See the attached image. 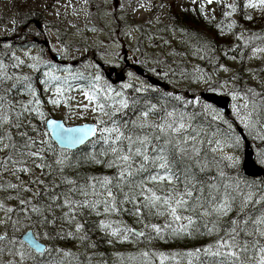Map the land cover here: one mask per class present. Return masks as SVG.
Returning a JSON list of instances; mask_svg holds the SVG:
<instances>
[{"label":"snow or ice","instance_id":"snow-or-ice-1","mask_svg":"<svg viewBox=\"0 0 264 264\" xmlns=\"http://www.w3.org/2000/svg\"><path fill=\"white\" fill-rule=\"evenodd\" d=\"M137 3L146 11L156 7L151 0ZM217 8L223 19L215 28L237 40L224 56L264 63V30L255 33L244 23L264 18V0H189L182 10L213 24ZM184 34L182 43L195 40L192 55L215 59L219 68L180 75L212 92L227 88L235 120L199 96L163 91L133 72L114 87L100 63L85 77L28 52L27 59L12 52L11 63L0 60V264H264V180L245 175L244 152L249 137L259 141L251 163L264 167V80L257 90L237 86L238 75L214 79L231 69L210 55L209 42ZM108 56L118 60L120 53L105 48L100 60ZM22 67L43 79L15 71ZM251 71L258 77L264 67ZM73 81L84 82L76 90L87 101L75 108ZM37 84L51 93L47 103L54 110L68 108L67 120L43 110ZM89 113L90 122H67ZM202 238L206 242L182 250L154 246Z\"/></svg>","mask_w":264,"mask_h":264},{"label":"rangeland","instance_id":"rangeland-1","mask_svg":"<svg viewBox=\"0 0 264 264\" xmlns=\"http://www.w3.org/2000/svg\"><path fill=\"white\" fill-rule=\"evenodd\" d=\"M116 1V0H114ZM113 0H88V4H84V0H72L70 2H67L66 0L63 1H56L53 5V8L48 12V20L50 23H55L59 26L58 30H51V45H55L56 49L63 53L65 47L67 45H70L71 48L74 47V49L66 55L65 60L71 61L76 60L80 56H86L88 54H92L93 52H101V50L107 48L112 51H116L117 48L115 47V44L113 45H106L107 42H109L112 38L111 31L112 28H110V24L112 19L111 13H108L107 9L110 7L111 12L114 11V3ZM169 1H175L178 4H172V9L177 13L179 11H182V8L185 7L189 2L184 0H151V3L156 5V7L152 8L151 10H144L138 8L137 0H121V2L126 6L125 13L127 14V20L128 23L127 26L124 29V32H127L129 28L139 29L138 31L133 32L132 36H126L125 35V41L130 46H138L140 51L138 52L140 58H142L144 61L146 60H156L158 59L161 61L159 65L155 63H146L148 69L150 68H156L157 73H161L162 76V70L160 71L159 67L166 68L169 71V74H172L173 70L175 71L176 75H169L167 78V81H169L173 86H175L177 89L185 90L190 89L193 92L197 93L199 91L207 89V85L200 84L199 86H196L193 79L188 78L187 76H181L180 73H192L194 68L199 67L202 69L205 73L208 71L207 65H204L203 62L205 60H200L196 56L191 54L190 45L195 44H185L182 43L183 40H185L187 37H185V34L181 33L178 30H175L173 33L172 30L165 31L164 28L162 29L161 26L166 21V13L170 9ZM44 1L42 0H0V36L2 37H9V36H15L16 39L22 40L23 33H19L21 29L18 28L19 25H22L24 21H29L30 16L28 13H34L33 16L36 17L35 12L33 9H41L45 3H42ZM139 2H145V0H139ZM184 2V4L180 5V3ZM161 4L167 5V7L161 8L159 7ZM65 15L67 16L66 24H64L60 21L59 17ZM93 17L95 20H89L88 18ZM157 17L160 18L162 23H157ZM113 18V17H112ZM100 19V20H99ZM95 21L98 24V22L101 24L102 29H99L95 26ZM113 27V26H111ZM66 32V29H70L71 33L66 40V44H62L64 38H62L63 33L62 29ZM114 31V30H113ZM163 36L165 40L169 41L170 43H163L159 40V37ZM152 37H155V40L152 39ZM159 42V47H154V43ZM0 43H4L0 41ZM1 48H3V55L2 58L0 57V60L8 61V53L15 52L17 56H20L22 59H27L25 57V53L28 52L32 56H40L39 52L40 50H37V48L32 47H21V46H12L10 43H4L1 45ZM143 50V51H142ZM142 52L144 55H142ZM2 54V53H1ZM176 54V55H174ZM45 55V54H44ZM173 57V60L171 62V59ZM45 59V58H43ZM105 59L110 60L113 59L112 57H106ZM48 60V59H46ZM91 61L90 63H86L85 67H89L93 65L92 59H88L87 61ZM89 61V62H90ZM182 63V67L177 66V62ZM171 62V63H170ZM206 62V61H205ZM261 61L253 60L249 61L248 67H247V77H248V85L256 87L257 90H259L260 81L264 80V74H260L258 77H254L252 75L251 70L258 69V64ZM53 63V61H52ZM9 64V63H6ZM55 66H61L59 64ZM224 66L229 67L231 69L230 72L224 73L220 71L217 75L214 76V79L219 80L220 77L222 78L220 81L227 80L230 76L234 75L236 66L234 64V61H231L230 63L225 64ZM164 68V69H165ZM94 69V68H93ZM29 69L27 67H22L21 69L15 70L19 73H27ZM31 72V70L29 71ZM77 72V71H74ZM215 71L213 70L212 73ZM211 73V74H212ZM65 74V73H63ZM155 74V73H154ZM157 75V74H156ZM136 77H139L135 75ZM139 81H142L139 77ZM139 81H134L135 83H139ZM126 83V82H125ZM237 81H235V84ZM232 85L230 84L229 87ZM79 86H75L73 88V91L69 93L70 96L74 97L73 100L70 101L73 108L77 105V103H87V101L84 99L82 94L76 90ZM208 92H212L210 90H207ZM228 91L227 88L223 89V92L220 90H217V94H226ZM51 93L44 94V108L43 110L47 112L51 117L61 118L63 120H67L66 113L68 112V108L65 106H61L59 109H53L52 105L47 103L49 96ZM20 99H26L25 97H20ZM206 103H208V100H206ZM233 103V102H232ZM214 106V105H213ZM232 106V105H231ZM217 107V106H214ZM75 112L73 113V116L75 117ZM85 120L80 119H72L68 120V124H79L83 122H90L92 120L91 114H85ZM228 119L235 120V117L232 116ZM242 130V129H241ZM245 135H247L245 133ZM251 141V137H249ZM255 143L254 145V151H257V145L259 144V141H253ZM260 181V180H257ZM123 250V249H122Z\"/></svg>","mask_w":264,"mask_h":264},{"label":"trees","instance_id":"trees-1","mask_svg":"<svg viewBox=\"0 0 264 264\" xmlns=\"http://www.w3.org/2000/svg\"><path fill=\"white\" fill-rule=\"evenodd\" d=\"M168 3L170 5V9L166 13V16H167L166 21L161 26V28L163 27L165 29V27L167 26L168 30L175 29L180 32H181V29H184V32L191 34L192 37H195L198 34L201 38H203V40H206L207 42H209L211 45L214 46L215 52L210 53V55H214L215 57H217L220 63H223L225 65L232 61L228 57H225L223 53L227 51L230 47L235 46V44L237 43V40H236L235 35H231V34L220 35L218 30L215 28L214 24L218 22L219 20L223 19V17L220 14L219 8H217V12H216L217 20L214 21L213 24H208L202 17L196 16L191 13H185L183 10L176 13L172 9V6H171V3L175 4V2H168ZM186 6H188V4ZM244 23H245L246 28H251L252 31L255 33H260L262 30H264V18H261L259 16H257L253 22H244ZM18 28L21 29L24 37L22 38V40H18V39H15V40L24 41L27 37L29 38L30 33L28 31H25L24 22L22 25H19ZM184 32H181V33L184 34ZM190 43L194 44V40H191ZM234 54L235 53H229L230 56ZM2 55L3 53L0 55L1 58H2ZM7 60L10 61L9 56ZM172 60H173V57L171 59V62ZM205 61L203 62V64L207 65V68H208V71H206V73L211 74L213 70L216 71V69L219 68V64L217 63V60L214 59L212 60L211 63L208 60H205ZM176 62H177L178 67H182L181 62H178V61ZM234 64L236 66L234 75H238L240 77V79L237 80L236 85L239 87H242L245 83L248 84L249 80H248L246 71H247L249 61L245 59V61L242 63L238 57V59L234 61ZM261 67H264V63L262 62L258 64V69ZM30 74L34 78L39 77L40 79H43V77L39 73H30ZM170 75L172 76V74ZM157 76L160 79L165 80L164 77H161L160 75H157ZM221 79L222 78L220 77L219 80ZM36 86L38 90L40 91V99L44 101L45 99L43 96L45 93L43 91V85L37 84ZM17 98L20 99V97H17ZM262 180H264V175L261 177L260 181ZM206 239L207 238H202L199 241H188V242L177 241V242H171L168 244H164L163 242H154V246L156 248H159L165 251L182 250L184 248L199 246L200 244L206 242ZM102 247H106V246H102Z\"/></svg>","mask_w":264,"mask_h":264},{"label":"flooded vegetation","instance_id":"flooded-vegetation-1","mask_svg":"<svg viewBox=\"0 0 264 264\" xmlns=\"http://www.w3.org/2000/svg\"><path fill=\"white\" fill-rule=\"evenodd\" d=\"M114 1V0H113ZM48 0H46L44 3H47ZM120 4H123L121 2V0H116L114 1V3L112 5H114V11L113 13L111 12L110 10V7L107 9L108 13H111L112 14V17L110 18V20L112 19L111 21V24H110V28H112V33H111V40L109 42L106 43V45H113V41H116L117 43L120 44V47L117 48L116 52H119L120 53V56H119V59L118 60H113V59H110V60H113L112 63H107L105 62V60H100V54L105 50H101V52H94V55L92 56V62L95 64V63H100L101 64V68H100V71H102L105 79L112 83V85L114 87H117L119 88V86L125 82H128L129 78L127 76V73L128 72H133L134 75H136V71L132 68H128L126 67V63L123 61V58L121 57L122 53H124L125 51H128V52H131L129 53L130 55V59L132 61V65H138L140 66L143 70H146V72H150L148 67H147V64L145 63V61L140 58L139 55V47L138 46H130V45H127L126 41L124 40L123 36H124V29L125 27L127 26V14L124 12L121 11L119 5ZM127 6V5H126ZM43 7H45L43 5ZM50 9H45L44 10V13L42 16L38 15L36 20L40 21L41 23V26L38 25L37 23L34 22L35 20V17L33 16L34 13H31L29 16V22L28 24L26 25L27 28L29 29V33H30V36H29V40H27V44L29 45V47H32V48H36V47H39V48H42V50L40 49V56L42 58H45V59H48V60H51L52 61V58L51 56L55 53H60L61 54V57L59 59V61L57 62L58 64H63L66 58V55H64L63 53L59 52L57 49H56V46L55 45H51L50 43V40H51V30L55 29V30H58L59 29V26L55 23H50L48 18H47V12L49 11ZM91 20H95V19H91ZM100 20V19H99ZM95 25H99V22L98 24L96 23L95 21ZM113 26V27H111ZM62 29V28H61ZM114 30V31H113ZM63 31V29H62ZM69 31V30H68ZM37 32H39L40 34L37 35ZM67 35H63L62 37L65 38ZM34 38H37V39H34ZM49 39V44L45 45L43 42H41V40L43 39ZM62 44H65L61 41ZM68 49V52L70 53L74 47L71 48V46H68L67 47ZM109 52H112V50L108 49ZM45 54V55H44ZM108 57H111V56H108ZM80 62H79V65L77 66V68H79L81 71L84 70L86 71V77H88V74H91L92 72L96 71V69H93V67L89 66V67H85V63L87 62L85 59V57L80 56ZM106 58V57H105ZM118 63L120 65V67L118 68H115L117 71H123L124 73V76H125V80L122 81V82H119V81H116V78L118 77L117 76V73L116 71L112 72L111 76H110V69L113 68V65ZM108 71V72H107ZM150 74H153L152 72H150ZM140 78L142 79V81H146V78L144 76H140Z\"/></svg>","mask_w":264,"mask_h":264},{"label":"water","instance_id":"water-1","mask_svg":"<svg viewBox=\"0 0 264 264\" xmlns=\"http://www.w3.org/2000/svg\"><path fill=\"white\" fill-rule=\"evenodd\" d=\"M46 43V41H45ZM59 56H54V59L57 58ZM143 71H141L140 73H142ZM118 79H123V76H118ZM151 83L153 84H161L159 81L155 80L154 78H151ZM166 88H168L166 86ZM176 92V91H175ZM201 96L205 99L208 100L209 102L214 103L215 105H217V107L223 111L225 113L226 116H229L231 114V99L229 96L227 95H219V94H213V93H209L208 91H204L201 93ZM54 118V117H52ZM59 119V118H56ZM252 142L251 141H247V144L245 145L244 148V152L246 157L249 159L250 163H249V169L248 171L245 173L247 176L249 177H258L263 175L264 173V169L258 165H253L251 163V161H254L255 155L253 152V147H252Z\"/></svg>","mask_w":264,"mask_h":264},{"label":"bare ground","instance_id":"bare-ground-1","mask_svg":"<svg viewBox=\"0 0 264 264\" xmlns=\"http://www.w3.org/2000/svg\"><path fill=\"white\" fill-rule=\"evenodd\" d=\"M0 41H2V42H4L3 40H0ZM60 65V64H59ZM209 93H213V92H209ZM213 94H217V93H213ZM219 95H222V94H219ZM208 103H211V104H213L214 106H217V105H215L214 103H212V102H209L208 101ZM238 130H241V129H238ZM253 142V141H252ZM253 144L255 145V143L253 142ZM264 169V168H263ZM264 173V172H263ZM264 175V174H263ZM262 175V176H263Z\"/></svg>","mask_w":264,"mask_h":264}]
</instances>
